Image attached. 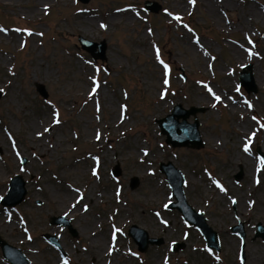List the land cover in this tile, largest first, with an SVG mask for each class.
Here are the masks:
<instances>
[{"label":"rangeland","instance_id":"1","mask_svg":"<svg viewBox=\"0 0 264 264\" xmlns=\"http://www.w3.org/2000/svg\"><path fill=\"white\" fill-rule=\"evenodd\" d=\"M248 64L256 92L239 81ZM0 89V200L16 175L26 188L0 203V237L30 264H264V0H0ZM176 104L203 108L199 149L160 132ZM168 161L219 250L165 208ZM70 193L83 200L67 214ZM133 225L161 243L140 251Z\"/></svg>","mask_w":264,"mask_h":264},{"label":"water","instance_id":"2","mask_svg":"<svg viewBox=\"0 0 264 264\" xmlns=\"http://www.w3.org/2000/svg\"><path fill=\"white\" fill-rule=\"evenodd\" d=\"M145 9L153 12H157L159 6L151 2H145ZM81 47L89 52L94 58H104L105 44L104 42L96 43L92 41H86L79 37ZM98 48V51H96ZM240 84L245 88L247 92H256L257 88L254 83L252 75V65L248 64L242 67V71L239 75ZM36 91L42 96L46 97L47 93L44 85L41 83L35 84ZM1 95V92H0ZM203 111V108L196 106H190L189 108H183L180 104H176L171 113L165 117L157 119V124L160 128V132L166 136V143L173 147H190L199 149L203 146L200 133L198 131L199 122L197 119V112ZM192 115L193 121H188V117ZM181 119V120H180ZM258 155L264 161V154L257 148ZM25 161L22 159V162ZM117 168V167H116ZM159 170L165 174V178L171 188V194L175 201H171L167 204L168 209L176 208L182 218L188 225H193L203 236L208 248L219 250V239L218 234L214 231L207 223L202 212L195 211L186 201L183 192L184 177L182 172L177 169L171 162L159 163ZM118 171V168L116 169ZM114 174V170L112 171ZM240 176V173L236 174V178ZM138 183V179L133 177L131 179V187H135ZM26 194V188L24 181L20 175L14 176L9 184L7 193L1 198L0 203L6 206H14L20 203ZM51 223H60L55 218H52ZM65 221H62V223ZM67 223L69 231L72 235H76V231L70 227ZM241 226H232L231 231L236 232L240 238H244V231L240 228ZM128 235L138 245L140 251H146L148 245L160 244L161 240L154 237L148 236V233L133 225L128 229ZM255 237L264 239V226L258 223L256 226ZM49 242L57 243L56 239L50 234H44ZM182 246V243H174L172 250L176 251ZM0 249L3 257L10 262V264H30L26 256L17 247H14L7 243L0 237Z\"/></svg>","mask_w":264,"mask_h":264},{"label":"bare ground","instance_id":"3","mask_svg":"<svg viewBox=\"0 0 264 264\" xmlns=\"http://www.w3.org/2000/svg\"><path fill=\"white\" fill-rule=\"evenodd\" d=\"M74 190L77 191V189H74ZM71 197H72V193L66 194L65 200H62V199L60 200V205L62 207H65L64 209H66L67 214L75 213V211L77 210H74V208L76 209V207L79 205V202L83 200V196L77 197V194L73 198ZM242 211L243 213H245V210H242ZM240 217H242L241 213H240ZM94 243H98V241L96 240Z\"/></svg>","mask_w":264,"mask_h":264},{"label":"snow or ice","instance_id":"4","mask_svg":"<svg viewBox=\"0 0 264 264\" xmlns=\"http://www.w3.org/2000/svg\"><path fill=\"white\" fill-rule=\"evenodd\" d=\"M177 19H178V17H177ZM165 67L167 70V66H165ZM165 83H167V80H165ZM2 91H3V89H0V92H2ZM93 92H95V88L93 89ZM216 99L219 100L220 98L216 97ZM46 131H47V129H46ZM97 138H99V136ZM245 151H248V145L247 144L245 145ZM165 207H167V205H165ZM65 264H67V262H65Z\"/></svg>","mask_w":264,"mask_h":264}]
</instances>
